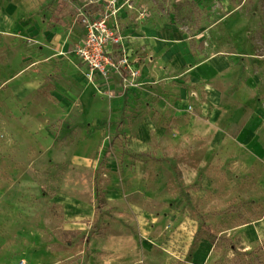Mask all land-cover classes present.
Returning <instances> with one entry per match:
<instances>
[{"label":"rangeland","instance_id":"rangeland-1","mask_svg":"<svg viewBox=\"0 0 264 264\" xmlns=\"http://www.w3.org/2000/svg\"><path fill=\"white\" fill-rule=\"evenodd\" d=\"M20 3L74 55L82 19H106L123 61L107 80L81 70L77 116L0 89V264H264V0ZM150 32L194 61L227 54L239 113L209 122L204 82L143 68Z\"/></svg>","mask_w":264,"mask_h":264},{"label":"crops","instance_id":"crops-1","mask_svg":"<svg viewBox=\"0 0 264 264\" xmlns=\"http://www.w3.org/2000/svg\"><path fill=\"white\" fill-rule=\"evenodd\" d=\"M24 13L20 0H0V89L9 90L10 97L18 103H47V109L40 105V109L47 116L57 109L64 116L81 114L83 108L80 104L84 97V92L80 90L83 88L81 80L84 79L81 70L85 66L79 57L74 55L69 35L61 34L54 28L42 27L34 19L32 23L29 20L23 21ZM141 27L150 30L148 26ZM84 34L85 30H82L80 40ZM135 34L136 31L132 35ZM149 38L147 43L150 57L143 63V68L147 66L156 73L160 72L161 68L164 69L169 72L165 75L168 81L181 74L184 78L189 77L187 82L190 84L204 82L201 87L207 100L203 108L210 113L209 122L219 113L229 116L232 112L239 113L229 108L231 102L239 101L241 96L237 91L240 83L229 93L228 87L232 86L235 70L227 54L194 61V56L187 52L186 41L181 39V36H175L174 39L170 36L168 40L159 39L150 32ZM177 66H180L179 73L174 69ZM138 69L139 72H144L141 67ZM213 77L223 82L222 87L209 81ZM144 82L143 74L138 83L142 85ZM172 87L183 89L186 93L190 91V88L181 85L173 84ZM84 98L89 102L88 96ZM256 110L254 108V111ZM256 117L257 114L254 118ZM198 118L203 117L199 115ZM196 122L197 119L194 118L190 124L193 133L197 129Z\"/></svg>","mask_w":264,"mask_h":264},{"label":"built area","instance_id":"built-area-1","mask_svg":"<svg viewBox=\"0 0 264 264\" xmlns=\"http://www.w3.org/2000/svg\"><path fill=\"white\" fill-rule=\"evenodd\" d=\"M82 20L85 34L75 47V55L85 66L90 79L95 76L107 80L112 73L120 71L122 65L123 60L114 55L115 48L122 42L121 35L106 19L85 16Z\"/></svg>","mask_w":264,"mask_h":264}]
</instances>
